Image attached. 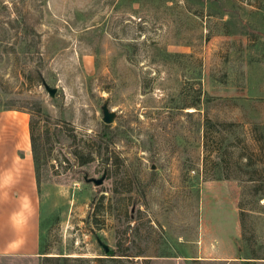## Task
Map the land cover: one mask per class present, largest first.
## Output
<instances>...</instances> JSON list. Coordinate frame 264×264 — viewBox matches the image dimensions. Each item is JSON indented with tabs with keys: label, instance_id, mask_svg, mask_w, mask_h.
Wrapping results in <instances>:
<instances>
[{
	"label": "rangeland",
	"instance_id": "1",
	"mask_svg": "<svg viewBox=\"0 0 264 264\" xmlns=\"http://www.w3.org/2000/svg\"><path fill=\"white\" fill-rule=\"evenodd\" d=\"M5 112L45 163L0 264H264V0H0Z\"/></svg>",
	"mask_w": 264,
	"mask_h": 264
},
{
	"label": "crops",
	"instance_id": "2",
	"mask_svg": "<svg viewBox=\"0 0 264 264\" xmlns=\"http://www.w3.org/2000/svg\"><path fill=\"white\" fill-rule=\"evenodd\" d=\"M40 253V195L26 112L0 114V254Z\"/></svg>",
	"mask_w": 264,
	"mask_h": 264
},
{
	"label": "trees",
	"instance_id": "3",
	"mask_svg": "<svg viewBox=\"0 0 264 264\" xmlns=\"http://www.w3.org/2000/svg\"><path fill=\"white\" fill-rule=\"evenodd\" d=\"M208 124H209V121L207 125ZM30 140H31L32 154H33V159H34V164H35V171H36V176L38 180L41 168L45 163V153L43 152V149L41 148L37 140V137L35 135L33 119L30 120ZM259 199H264V196L259 197ZM60 257L61 256H59V258ZM62 258L66 259V257H62ZM106 258L107 257H103V259H106Z\"/></svg>",
	"mask_w": 264,
	"mask_h": 264
},
{
	"label": "water",
	"instance_id": "4",
	"mask_svg": "<svg viewBox=\"0 0 264 264\" xmlns=\"http://www.w3.org/2000/svg\"><path fill=\"white\" fill-rule=\"evenodd\" d=\"M49 88V87H48ZM51 93H54L55 92V89L54 88H49ZM103 113H104V121L107 122V123H110L113 121V118H114V112L110 111L108 106L105 104L103 106ZM93 181L95 182V184H101L102 183V178L101 179H93ZM105 247V250L108 252L109 249H108V246L107 245H104Z\"/></svg>",
	"mask_w": 264,
	"mask_h": 264
}]
</instances>
